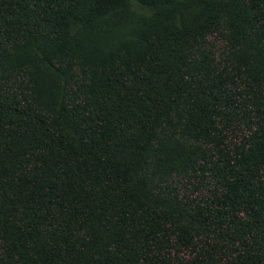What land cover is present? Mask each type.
<instances>
[{
	"label": "trees",
	"instance_id": "trees-1",
	"mask_svg": "<svg viewBox=\"0 0 264 264\" xmlns=\"http://www.w3.org/2000/svg\"><path fill=\"white\" fill-rule=\"evenodd\" d=\"M0 264H264V0H0Z\"/></svg>",
	"mask_w": 264,
	"mask_h": 264
},
{
	"label": "rangeland",
	"instance_id": "rangeland-1",
	"mask_svg": "<svg viewBox=\"0 0 264 264\" xmlns=\"http://www.w3.org/2000/svg\"><path fill=\"white\" fill-rule=\"evenodd\" d=\"M141 12V13H140ZM131 16H136L132 20ZM153 22L152 17L148 13L137 9L131 12L126 17L117 15L114 17H107L102 25L105 30V36L110 41V44L117 43L122 36L131 30L139 29V27H145L149 23ZM119 44L115 45L118 46ZM112 46V45H110ZM46 77L53 83V77L46 74Z\"/></svg>",
	"mask_w": 264,
	"mask_h": 264
}]
</instances>
